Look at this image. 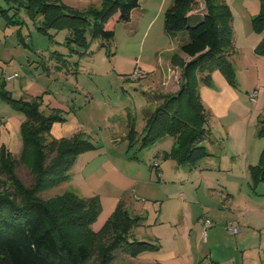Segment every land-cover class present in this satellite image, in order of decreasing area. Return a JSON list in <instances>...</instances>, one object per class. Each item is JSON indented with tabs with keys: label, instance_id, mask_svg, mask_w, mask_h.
Instances as JSON below:
<instances>
[{
	"label": "rangeland",
	"instance_id": "rangeland-1",
	"mask_svg": "<svg viewBox=\"0 0 264 264\" xmlns=\"http://www.w3.org/2000/svg\"><path fill=\"white\" fill-rule=\"evenodd\" d=\"M61 1L79 10L101 4V0ZM226 2L233 13L236 49L237 86H231L240 96L230 105L228 116L209 111L212 140L206 144L215 154L195 164L163 157V149L173 146L171 136L142 149L139 141L130 147L128 138L134 124L141 139L148 110L162 101L163 93L159 94L165 87L163 74L168 72L170 57L181 53L177 40L187 32L173 38L164 31V13L173 0H141L133 21L115 25L114 40L108 46L101 47L102 40L94 39L85 54L69 53L64 44L67 30H53L54 36H49L25 12L20 25H8L0 16V89L3 76L17 73L5 85L13 98L41 95L42 110H62L65 120L53 124L54 137L69 139L82 133L98 146L77 157L68 182L40 196L52 198L66 190L83 197L98 196L101 211L91 224L94 231L122 202L130 215L144 217L134 237L160 245L159 250L133 260L116 250L110 264H137L143 258L162 264H264V181L255 184L250 173L264 148V137L257 134L264 118V56L255 52L262 34L253 29L261 1ZM198 3L201 13L204 2ZM20 28L28 46L19 37ZM56 51L64 53L67 66L58 67ZM136 69L141 70L140 76L134 75ZM252 92L258 93L255 102L249 98ZM25 120V113L0 95V147L13 152L18 178L31 186L34 175L20 160ZM226 121L231 123L228 129L223 126ZM7 186V175L0 170V192ZM206 219L211 221L209 226ZM231 225L241 231L232 233Z\"/></svg>",
	"mask_w": 264,
	"mask_h": 264
},
{
	"label": "trees",
	"instance_id": "trees-1",
	"mask_svg": "<svg viewBox=\"0 0 264 264\" xmlns=\"http://www.w3.org/2000/svg\"><path fill=\"white\" fill-rule=\"evenodd\" d=\"M4 1V5L0 3V16L8 25L24 23L25 12L49 36H54L53 30H67L64 44L70 54L73 51L85 54L94 39L102 40L101 47L108 46L114 40L115 25L129 21L132 11L141 3V0H101L100 6L79 10L61 0ZM199 1L173 0L165 10V31L170 35L188 33V40L180 49L190 59L186 61L179 52L172 53L171 64L181 69L178 91L161 95V103L146 115L141 139L134 124L128 134L130 147L139 141L140 149L164 136L174 137L172 148L164 151L163 157L179 164H195L211 155L204 144L210 137V127L201 84L211 86L212 73L217 69L230 85L237 86L231 7L226 0H202L205 10L199 13L195 12ZM260 1V12L253 17V29L262 34L255 52L264 56V0ZM18 31L28 46L21 28ZM54 54L58 67L67 66L64 53ZM6 81L3 76L1 97L26 115L21 125L20 160L31 169L34 183L27 186L18 178L15 172L18 159L2 145L0 170L7 175L8 186L0 192V264H110L116 250L132 257L159 250L158 243L134 237L133 231L144 217L130 215L122 202L103 226L94 231L91 224L101 211L98 196L83 197L70 190L52 198L40 196L43 191L68 182L69 170L77 157L98 146L82 133L69 139L54 137L53 124L65 120L62 110H42L41 95L31 99L13 98L5 89ZM257 134L264 137V118L258 123ZM154 167L160 172L158 165ZM250 173L255 184L264 181V148L258 164L250 166Z\"/></svg>",
	"mask_w": 264,
	"mask_h": 264
},
{
	"label": "crops",
	"instance_id": "crops-1",
	"mask_svg": "<svg viewBox=\"0 0 264 264\" xmlns=\"http://www.w3.org/2000/svg\"><path fill=\"white\" fill-rule=\"evenodd\" d=\"M140 6H141V3H140ZM139 7L132 11L131 18L129 20L130 22L133 21L132 16H133L134 12L139 9ZM144 9L145 8H143L142 10H144ZM195 12H198V11H195ZM164 31H165V28H164ZM178 34L179 33H175L173 35L169 34V35L172 36L173 38H177ZM187 40H188V33H184V35L177 40L178 43H179V48H181V44L183 42L187 41ZM260 40L261 39H258L257 43ZM180 54L184 58H186V57L190 58L187 54L183 53L182 51H181ZM212 77H213V80H212L213 84L211 86L204 85V84H201V86H200L202 100H203V102L205 104V107L208 110V112L211 111L212 114H214L215 116H219V117L224 116V115L228 116V114L231 111V106L230 105L233 103L234 99L235 98H239L240 95H239L238 91L236 89H234L229 84V82L227 81L225 76L219 70L214 71L213 74H212ZM8 82H9V80L6 81V83H8ZM180 82H181V69L178 68V67H174L171 64L170 60H169L168 72L163 74V82H162V84L165 87H163V90L160 92L159 95H161L162 93L164 94V93H175V92H177L179 87H180ZM159 99L161 100L160 96H159ZM155 101H157V100H155ZM256 101H257V99H256ZM151 111H153V110H148V112H151ZM6 125H11V124H9V121H7ZM223 126L226 127L227 129L229 127H231L230 121H226V124H223ZM170 138L171 139H169V140L173 144L174 143V137L171 136ZM210 138L211 137L207 138L204 141V144L208 147L209 151H210V148H209L210 146H208V144H206V141L210 140ZM171 148H172V146H171ZM164 151H169V150L163 149L162 153ZM214 154L215 153L211 152V155H214ZM155 162L158 163V161H155ZM154 165H155V163L153 164V166ZM155 168H157V167H155ZM158 168H159V171H160L159 172V174H160L159 177H161L162 171L160 169V164L159 163H158ZM140 256H145V255L142 254ZM138 258H139V256L138 257H131V260L138 259ZM137 264H162V263L157 262V261L153 262V261H150L148 259L143 258V260L142 261L140 260L139 262H137Z\"/></svg>",
	"mask_w": 264,
	"mask_h": 264
},
{
	"label": "built area",
	"instance_id": "built-area-1",
	"mask_svg": "<svg viewBox=\"0 0 264 264\" xmlns=\"http://www.w3.org/2000/svg\"><path fill=\"white\" fill-rule=\"evenodd\" d=\"M141 73H142L141 70L136 69L135 72H134V75H136V76H140ZM16 76H17V74L14 73V74L6 75L5 78H6L7 80H10V79H13V78L16 77ZM257 96H258L257 92H252V93L249 94V98H250V100H251V101H254V102L256 101ZM155 165L157 166L158 163L155 162ZM210 224H211V221L208 220V219H206V226H209ZM229 230H230L232 233H239V232L241 231V228H239V227H237V226H235V225H231V227H229Z\"/></svg>",
	"mask_w": 264,
	"mask_h": 264
}]
</instances>
